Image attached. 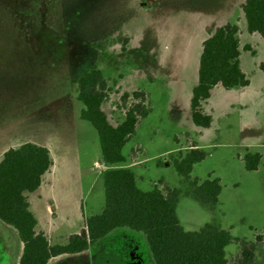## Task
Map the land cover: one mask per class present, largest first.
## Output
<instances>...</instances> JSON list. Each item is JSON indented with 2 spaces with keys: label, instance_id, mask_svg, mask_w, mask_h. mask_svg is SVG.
Instances as JSON below:
<instances>
[{
  "label": "rangeland",
  "instance_id": "rangeland-1",
  "mask_svg": "<svg viewBox=\"0 0 264 264\" xmlns=\"http://www.w3.org/2000/svg\"><path fill=\"white\" fill-rule=\"evenodd\" d=\"M221 2L0 0V160L4 149L24 142L49 147L51 172L27 197L37 230L52 243L65 242L80 231L86 217L102 212L103 173L112 167L130 168L144 191L160 187V180L181 188L176 212L186 231L214 223L235 237L264 235V38L248 32L241 9L218 12ZM224 19L239 26L240 65L249 84L214 87L201 104L211 125L199 127L192 121L191 99L202 41L207 25ZM118 34L130 38L125 50L121 44L106 52L92 46ZM94 65L110 78L103 109L111 123L124 119L122 94L139 88L150 93L152 113L124 146L127 161L113 166L102 162L96 129L80 118L84 105L77 99L78 79ZM195 145L207 157L194 166L191 179L221 181L214 209L188 196L190 184L166 163ZM247 152L262 155L255 171L245 168ZM22 248L15 230L0 221V264H18ZM238 251L237 244H229L227 259ZM48 264L154 262L141 232L118 229L87 252ZM254 264H264V243Z\"/></svg>",
  "mask_w": 264,
  "mask_h": 264
},
{
  "label": "trees",
  "instance_id": "trees-1",
  "mask_svg": "<svg viewBox=\"0 0 264 264\" xmlns=\"http://www.w3.org/2000/svg\"><path fill=\"white\" fill-rule=\"evenodd\" d=\"M241 9L248 32L259 33L264 38V0H244ZM207 34L199 61L198 83L191 99L192 121L199 127L211 125L212 118L202 112L201 104L210 97L214 87L249 84L240 65L239 26L234 23L212 26ZM129 39L126 34L112 35L93 42L92 46L106 52L121 44L125 50ZM260 68L264 71V63ZM111 87L110 78L95 65L77 83V99L84 105L80 118L96 129L106 166L127 161L124 146L152 113L150 93L139 88L122 94L119 108L124 119L111 123L103 109ZM137 150L141 147L132 150L131 159L136 158ZM206 157L207 152L195 145L166 163L172 164L190 184L188 196L214 209L222 191L220 178L191 179L194 166ZM242 159L248 171H255L262 155L247 152ZM53 164L49 148L29 141L9 148L0 160V221L12 227L22 242L18 264H48L59 256L87 252L118 229L141 232L154 264H254L258 246L264 243L263 234L256 235L255 240L235 237L214 223H206L198 231H186L176 212L182 189L160 180V187L144 191L137 186L136 174L126 167H112L103 173L105 206L102 212L86 217L80 231L69 235L65 242L52 243L45 232L37 230L38 220L30 209L27 193L39 189ZM231 243L237 244L239 251L230 261L226 247Z\"/></svg>",
  "mask_w": 264,
  "mask_h": 264
},
{
  "label": "crops",
  "instance_id": "crops-1",
  "mask_svg": "<svg viewBox=\"0 0 264 264\" xmlns=\"http://www.w3.org/2000/svg\"><path fill=\"white\" fill-rule=\"evenodd\" d=\"M221 10H219L218 12H221V13H230L232 12V10L234 11L236 8V10L238 11L239 9H241V5L242 3L244 2V0H221ZM220 9V8H219ZM242 10V9H241ZM226 23H234L236 24L234 21H229L228 20H222L221 23H219V25L217 26H221L223 24H226ZM210 25L208 24L207 27H209ZM207 27H206V37H204L203 41L208 37V34H207ZM239 33H240V29H239ZM203 41H202V46H203ZM37 144V143H36ZM41 145V144H39ZM45 146V145H43ZM11 147H15V146H11ZM11 147H8L7 149H4L2 151V155ZM47 147V146H46ZM49 148V147H47ZM50 172H51V169H50ZM44 180V178H43ZM43 183V182H42ZM42 185V184H41ZM29 200V199H28ZM53 200V199H52ZM54 201V200H53ZM30 203V202H29ZM210 209V208H209Z\"/></svg>",
  "mask_w": 264,
  "mask_h": 264
},
{
  "label": "flooded vegetation",
  "instance_id": "flooded-vegetation-1",
  "mask_svg": "<svg viewBox=\"0 0 264 264\" xmlns=\"http://www.w3.org/2000/svg\"><path fill=\"white\" fill-rule=\"evenodd\" d=\"M59 257H61V256H59ZM56 258H58V257H56Z\"/></svg>",
  "mask_w": 264,
  "mask_h": 264
}]
</instances>
